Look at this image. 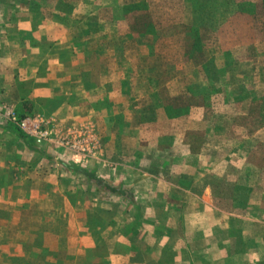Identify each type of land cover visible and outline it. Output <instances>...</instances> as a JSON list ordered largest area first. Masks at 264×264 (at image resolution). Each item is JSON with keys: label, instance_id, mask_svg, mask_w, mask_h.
Segmentation results:
<instances>
[{"label": "rangeland", "instance_id": "obj_1", "mask_svg": "<svg viewBox=\"0 0 264 264\" xmlns=\"http://www.w3.org/2000/svg\"><path fill=\"white\" fill-rule=\"evenodd\" d=\"M77 45L90 60L93 111L66 120L61 99L30 94L47 79L30 65ZM0 54L14 67L0 94V264H85L129 239H107L119 226L109 220L117 182L83 172L95 161L115 168L107 152L135 168L123 166L136 185H178L174 197L184 187L183 215L169 203L196 230L212 214L205 196L216 215L264 200V0H0ZM25 116L41 118L46 138L20 126ZM77 220L82 239L71 234Z\"/></svg>", "mask_w": 264, "mask_h": 264}, {"label": "crops", "instance_id": "obj_2", "mask_svg": "<svg viewBox=\"0 0 264 264\" xmlns=\"http://www.w3.org/2000/svg\"><path fill=\"white\" fill-rule=\"evenodd\" d=\"M10 23L8 19L5 22L6 25ZM39 27L43 28L44 24H39ZM20 28L33 32L34 26L28 19H25ZM41 31L42 29H39L38 38L41 36ZM32 35L35 37V32ZM55 40L63 43L71 41V38L55 37ZM5 45L7 47V43ZM33 47L29 48V53ZM32 53L40 54L36 50ZM23 58H26V55ZM10 60L6 55L0 54V67H2L1 62L7 64L5 70H0V94L8 93V87L14 82V67L8 65ZM38 63V67L30 65L31 71L32 69L33 71L44 70L47 79L37 83L31 90V95L44 97L51 101L56 98L61 99L62 104L67 108L63 115L66 120L76 115L87 114L88 116L93 111L86 97L87 88H85L84 79V74L91 68L90 60L83 48L77 45L51 49L41 54ZM41 63H43L42 69ZM2 87H5V93L1 92ZM107 157L109 160L112 157L115 168L102 165V163L100 165L99 161H95V165L88 163L86 170L106 179L107 182L114 179L117 182H114V186L118 187V184H121L129 190V195L111 193L112 196H116L113 210L117 213L111 215L109 220L116 221L119 226L118 229L107 234V239L111 237H128L129 239L120 240L119 245L112 244V247L107 243L109 253L105 259L96 256L85 264H264V200L253 198L247 202L244 209L234 204L228 211L221 209L216 215L215 205L205 196L200 199V203L205 206V211L206 209L212 210V214H208L205 224L196 230L189 223H185L182 218L178 217L179 220L174 218L173 206L169 203L173 201L172 196L177 201L180 215H183L182 207L186 200H180V197L184 187H181L178 191L179 195L174 197L171 192L176 191L178 185H155L152 182L150 185L149 183L136 185L135 180L132 179L133 175L127 171V168H135L121 163L124 159L122 154L111 156L107 152ZM16 177L22 178V182L19 183L26 184L25 177L21 175H16ZM157 195L166 196V201H161ZM134 205L142 206L144 213L131 212L129 207ZM123 221L133 222V230H121L120 228L124 227L121 225ZM77 223V229L71 234H74L77 239H82L87 236V233L80 229L78 220ZM143 238H148V240L142 242ZM72 242L71 246H74V240ZM75 246L79 253H83L88 248L79 247V242ZM60 250L63 251L66 248L60 247L58 252H54V257L59 254ZM56 260L55 264H67L60 256Z\"/></svg>", "mask_w": 264, "mask_h": 264}, {"label": "built area", "instance_id": "obj_3", "mask_svg": "<svg viewBox=\"0 0 264 264\" xmlns=\"http://www.w3.org/2000/svg\"><path fill=\"white\" fill-rule=\"evenodd\" d=\"M14 117V114L12 115ZM41 118L40 117H30L25 116L20 120V126L26 131L30 132V134L38 139H44L47 136V131L42 129L41 126Z\"/></svg>", "mask_w": 264, "mask_h": 264}, {"label": "trees", "instance_id": "obj_4", "mask_svg": "<svg viewBox=\"0 0 264 264\" xmlns=\"http://www.w3.org/2000/svg\"><path fill=\"white\" fill-rule=\"evenodd\" d=\"M83 172L87 173L88 171L85 169V170H83ZM96 180H98V178H96ZM110 190L123 194V192L120 189L116 188V187H110Z\"/></svg>", "mask_w": 264, "mask_h": 264}]
</instances>
